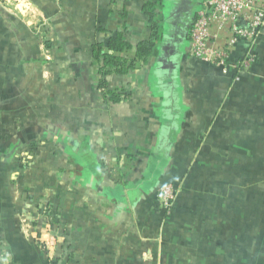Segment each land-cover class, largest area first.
Wrapping results in <instances>:
<instances>
[{
	"label": "crops",
	"instance_id": "crops-1",
	"mask_svg": "<svg viewBox=\"0 0 264 264\" xmlns=\"http://www.w3.org/2000/svg\"><path fill=\"white\" fill-rule=\"evenodd\" d=\"M29 1L47 28L0 2V264H264V28L217 66L188 49L203 0ZM154 33L112 101L94 44Z\"/></svg>",
	"mask_w": 264,
	"mask_h": 264
},
{
	"label": "built area",
	"instance_id": "built-area-1",
	"mask_svg": "<svg viewBox=\"0 0 264 264\" xmlns=\"http://www.w3.org/2000/svg\"><path fill=\"white\" fill-rule=\"evenodd\" d=\"M26 2L19 0L17 3ZM264 28V0H203L190 25L188 40L191 56L224 66L234 62L233 54L241 40L250 45L235 64L249 68L256 60L254 46ZM177 197V187L167 183L159 189V202L170 208Z\"/></svg>",
	"mask_w": 264,
	"mask_h": 264
},
{
	"label": "trees",
	"instance_id": "trees-1",
	"mask_svg": "<svg viewBox=\"0 0 264 264\" xmlns=\"http://www.w3.org/2000/svg\"><path fill=\"white\" fill-rule=\"evenodd\" d=\"M149 6H151V9H153L154 3H150ZM156 37L157 35L156 33H154L150 39L141 41L139 44H137L136 51L133 57H126L122 55L124 51L128 50L131 47L127 41L123 40L122 34L113 35L108 39L107 47L109 50H111L109 52L104 50L105 44H94L93 53L95 55V58L99 62H101L100 86L104 89L106 94L110 95V99H112V101L115 102L120 100L122 98V92L107 89V80L105 77L114 72L127 73L128 71L138 67L141 63H145L153 51ZM248 47L249 45H246L245 48H242V50H237L239 52L241 50L244 54L247 51ZM239 52H236L237 54L234 53L235 56L233 55V60L237 59V55L239 54ZM251 187L255 189L254 185ZM237 202L238 196L234 198L232 203L236 204Z\"/></svg>",
	"mask_w": 264,
	"mask_h": 264
},
{
	"label": "rangeland",
	"instance_id": "rangeland-1",
	"mask_svg": "<svg viewBox=\"0 0 264 264\" xmlns=\"http://www.w3.org/2000/svg\"><path fill=\"white\" fill-rule=\"evenodd\" d=\"M19 0H0L2 7L7 9L10 12H19L21 13V9L18 8V6L22 5L23 9L26 10L25 11V15L23 14L24 18L28 19L30 18V21L33 23V27L35 26L37 29L40 28L42 29L43 26L47 28V26L44 24L42 21H39V17L36 15V13H33L32 7L30 5V1L26 0V2H20L19 4L17 3ZM27 6V7H26ZM22 14V13H21ZM40 34V43L41 45L45 46L46 40H47V36ZM217 153V152H216ZM252 167V166H251ZM256 167H252V169H255ZM263 168V167H262ZM264 169V168H263ZM215 170V171H214ZM215 172V173H214ZM227 172V166L224 165H210L209 167H207V174L215 177L214 179L218 180L217 178L221 177L223 174H225ZM229 186V180L226 182H221V184L219 185V187L221 189L223 188H227ZM239 186H240V181L239 178L236 177V179H231L230 181V190H232V192H236L239 191ZM236 196L232 197V202L234 200ZM200 200H204L203 198H201Z\"/></svg>",
	"mask_w": 264,
	"mask_h": 264
}]
</instances>
